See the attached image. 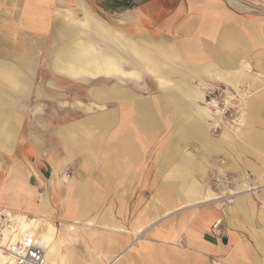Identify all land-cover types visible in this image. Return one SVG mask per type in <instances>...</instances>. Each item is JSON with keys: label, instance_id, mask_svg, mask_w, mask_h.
I'll list each match as a JSON object with an SVG mask.
<instances>
[{"label": "crops", "instance_id": "1", "mask_svg": "<svg viewBox=\"0 0 264 264\" xmlns=\"http://www.w3.org/2000/svg\"><path fill=\"white\" fill-rule=\"evenodd\" d=\"M29 26H54V73L98 81L92 113L57 128L48 154L15 152L23 100L9 93L31 89L36 46L0 55V206L54 229L48 263L264 264V0H0L1 43ZM133 68L149 81L116 78ZM207 80L246 92L240 130L209 132ZM70 161L81 178L64 182ZM252 178L258 192L230 193Z\"/></svg>", "mask_w": 264, "mask_h": 264}, {"label": "rangeland", "instance_id": "2", "mask_svg": "<svg viewBox=\"0 0 264 264\" xmlns=\"http://www.w3.org/2000/svg\"><path fill=\"white\" fill-rule=\"evenodd\" d=\"M79 16H82V14L80 13ZM19 29L23 31V27ZM24 30H26L25 35H17L18 32H13V34L16 35L10 37V39L22 40V42H0V55L1 53H4V55L7 56L5 58L12 62H17L15 55H22L26 53L28 48L36 46L32 55V58L34 59L33 65L28 67L23 66V69L27 72V79L29 82L27 84L31 86V89L25 91L22 95H13L12 93H9L10 98L23 100L21 112V119L23 120L12 149L15 152H18V149L28 146L29 143L37 144V142H39L41 143L39 146L46 149L45 153L48 154L50 150V136H56L55 131L57 128L64 126L69 121L92 113V110H87L85 106L91 105L94 107L93 103L98 101L97 98L99 97L92 94L98 81L83 82L53 72L49 51L52 46L55 45L51 42L55 33L54 26H48L44 31H40L36 28L33 29L30 26L29 28L24 27ZM23 40H25V42H23ZM124 53H127V51H121V55L124 59L123 65L126 69L128 68L127 70H131L130 67L132 68L133 66L129 67L128 65H125L129 63L130 60L124 55ZM132 63L136 66L134 61H132ZM132 71L136 73V75L131 74V77L129 76V78L124 76H122V78H116L121 80L123 84L128 83L129 79H133V82L138 80L141 83L149 81L147 78L149 76L144 74L141 69V74L138 73L136 68H133ZM110 82H113V78H108L105 83ZM202 85L203 100L201 105L204 108L203 110L208 112V114H205V119L209 127V132L214 136H218L224 128L235 131L240 130V126L243 124L241 115H239V120L242 121V124L241 122H233L231 120V115L235 111L242 113V105L239 100L247 97L246 92L236 90L235 87L233 88L229 83H226V81H222L220 84L213 83L211 85L207 80V82ZM211 99H214L217 105L213 101H210ZM231 107L232 109H230ZM106 110L108 113L111 111L109 109ZM235 116L238 115H234V117ZM202 130L203 132H207L203 126ZM56 142L54 141V143ZM2 156L7 157V164L12 163L11 158L0 152V157ZM71 162L73 163V161H70L69 164L63 163L58 170L59 176L64 182H66L67 179H71L73 176L81 178V176H79L80 172L75 170V167ZM217 175L219 178H213V180L220 184L223 182L222 179H225V173L220 174L218 172ZM247 179L250 180L249 176H247ZM246 188H250L251 190L255 189V191L258 192L259 186L256 179L252 178V181L246 184V186L241 185L234 187L232 191L230 190V193H233V195L238 194L239 191ZM15 212L18 213L16 210ZM28 216L33 215L28 213Z\"/></svg>", "mask_w": 264, "mask_h": 264}, {"label": "built area", "instance_id": "3", "mask_svg": "<svg viewBox=\"0 0 264 264\" xmlns=\"http://www.w3.org/2000/svg\"><path fill=\"white\" fill-rule=\"evenodd\" d=\"M210 101L216 104L214 99ZM233 114L231 120L241 122V113L235 111ZM16 215L15 210L0 206V253L6 256V264H49L45 256L46 248L39 237L28 231L21 232Z\"/></svg>", "mask_w": 264, "mask_h": 264}, {"label": "bare ground", "instance_id": "4", "mask_svg": "<svg viewBox=\"0 0 264 264\" xmlns=\"http://www.w3.org/2000/svg\"><path fill=\"white\" fill-rule=\"evenodd\" d=\"M63 12L64 13H67V14H69L68 13V11L67 10H63ZM74 12V11H73ZM60 13V12H59ZM61 15V14H60ZM55 16V15H54ZM61 20V19H60ZM84 20V21H83ZM82 21H83V24H87L88 23V21H89V17L86 15V17H85V19H83ZM65 21V20H64ZM99 21V20H98ZM93 22V21H92ZM105 22V21H104ZM100 25L102 26V28L103 29H105V30H108V26L106 25V23L104 24V23H101L100 22ZM91 26H93V25H91ZM89 27V26H88ZM95 28V27H94ZM77 29H78V27H77ZM101 30V29H100ZM81 33V32H80ZM101 34V33H100ZM121 34H123V33H121ZM120 34V35H121ZM110 35H111V33H110ZM119 35V36H120ZM110 37V36H109ZM116 37V36H115ZM118 37V36H117ZM111 39H112V37H110ZM88 39V38H87ZM107 39V38H106ZM116 39V38H115ZM120 39V38H119ZM122 39V38H121ZM85 40V39H84ZM126 41V40H125ZM76 42V41H75ZM95 42V41H94ZM83 42H81V44H82ZM119 43H121V42H119ZM131 43V42H130ZM117 44V43H116ZM139 45V44H138ZM77 46V45H76ZM79 46V45H78ZM97 46V45H96ZM99 46V45H98ZM126 46V45H125ZM125 46H123V47H125ZM140 46V45H139ZM127 47V46H126ZM140 48V47H139ZM141 49V48H140ZM97 51V50H96ZM67 52H68V50H67ZM71 52V51H70ZM148 52H150V51H148ZM63 53V52H62ZM107 53V52H106ZM60 54V53H59ZM73 54H74V52H73ZM77 54H79V53H77ZM101 54V53H100ZM147 54V53H146ZM58 55V54H57ZM72 55V54H71ZM79 55H81V54H79ZM107 54H105V56H106ZM109 55V54H108ZM148 55V54H147ZM147 55H145V56H147ZM158 54H156V56H157ZM160 55V54H159ZM163 54H161V56H162ZM61 56V55H60ZM76 56V55H75ZM82 56V55H81ZM151 56V55H150ZM154 56V55H153ZM71 57V56H70ZM69 57V58H70ZM85 57V56H84ZM104 57V56H103ZM59 58V57H58ZM72 58V57H71ZM83 57H81V59H82ZM161 58V57H160ZM163 58V57H162ZM165 58V57H164ZM73 59V58H72ZM71 59V60H72ZM79 59V58H78ZM64 60V59H63ZM58 61V60H57ZM69 61V60H68ZM81 61V60H80ZM159 61V60H158ZM65 62H66V60H65ZM93 62V61H92ZM101 63V62H100ZM103 63V62H102ZM157 63V62H156ZM160 63H161V61H160ZM80 64V63H79ZM87 64V63H86ZM102 65V64H101ZM104 65V64H103ZM155 65V64H154ZM104 66H106V65H104ZM169 66V65H168ZM155 68V67H154ZM102 70V69H101ZM119 70V69H118ZM160 70V69H159ZM75 71V70H74ZM104 71V70H103ZM108 71H110V70H108ZM176 71V70H175ZM174 71V72H175ZM105 72V71H104ZM107 72V71H106ZM5 73V72H4ZM4 73H3V76H5L4 75ZM8 73V72H7ZM108 73V72H107ZM9 74V73H8ZM11 76V75H10ZM173 76V75H172ZM176 76V75H175ZM11 79V78H10ZM158 79V78H157ZM177 79V78H176ZM180 79V78H179ZM178 79V80H179ZM10 81V80H9ZM8 81V82H9ZM164 81H165V79H164ZM180 82H182V81H180ZM186 85V84H185ZM186 94V93H185ZM193 99V98H192ZM194 100V99H193ZM254 188V187H253ZM247 192V191H246ZM243 193V192H242ZM220 199V198H219ZM16 217L19 219V222H20V231L21 232H23V231H28L29 233H35L38 237H39V239H40V241L42 242V244H43V246L46 248V250H47V247L50 245V243H51V241L53 240V236H54V229L48 224V223H46V222H43V221H41V220H39V219H37V218H35V217H33V216H28V214H26V213H17V215H16ZM0 264H6V256L5 255H3L2 253H0Z\"/></svg>", "mask_w": 264, "mask_h": 264}]
</instances>
